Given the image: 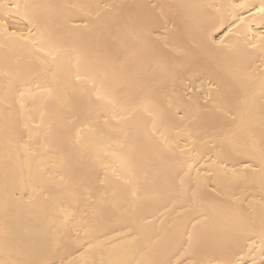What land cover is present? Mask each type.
<instances>
[{
	"label": "snow or ice",
	"instance_id": "snow-or-ice-1",
	"mask_svg": "<svg viewBox=\"0 0 264 264\" xmlns=\"http://www.w3.org/2000/svg\"><path fill=\"white\" fill-rule=\"evenodd\" d=\"M173 7L221 11L212 4L0 0V46L25 49L35 69L27 76L3 74L6 179L22 158L29 164L26 203L51 202L49 228L56 251L62 246L60 227L67 229L78 211L82 218L91 213L87 239L75 229L73 242L88 247L74 264H249L245 256H264V68L252 74L258 78V94L245 86L222 90L211 82L202 100L181 91L177 81L186 50L169 45L180 32L177 19L183 24L185 17ZM227 7L233 26L218 40L214 25L205 33L209 48L217 51L231 48L228 41L239 35L240 25L264 27V0ZM13 10L27 31L8 23L6 12ZM224 19L219 17L221 27H226ZM245 43L253 54L249 62L258 53L264 64V31ZM205 152L214 158L201 171L197 165ZM46 158L55 160L54 171ZM32 161L37 163L34 176ZM257 177L259 200L245 204L236 189L254 187ZM150 206L165 207L172 223L157 225L146 211ZM2 207L6 217L14 211L7 200ZM208 213L215 220L219 258H200ZM4 249L9 256L14 249L7 223ZM0 264L55 261L10 258Z\"/></svg>",
	"mask_w": 264,
	"mask_h": 264
},
{
	"label": "bare ground",
	"instance_id": "bare-ground-1",
	"mask_svg": "<svg viewBox=\"0 0 264 264\" xmlns=\"http://www.w3.org/2000/svg\"><path fill=\"white\" fill-rule=\"evenodd\" d=\"M9 2H15V0H9ZM21 2H24V0H21ZM28 2L38 4L84 2L94 4L98 0H28ZM105 2L124 5H150L155 3L171 6H203L212 4L220 7L221 11L219 13L215 9L205 7L172 8L171 11L178 12L179 15L185 17L183 24H180L177 19L180 32L179 35L170 37L171 44L169 45L170 48L173 45H180L186 50V55L180 60L183 68L181 69V79L177 81V87L181 91H186L193 95L199 94L201 100L207 93L210 82L213 86H219L222 90L238 89L241 86H245L250 91L258 94V78L252 79V74L264 68V64L260 62L258 53L255 54L254 63L249 62L253 54L247 48L245 42L249 37L255 41L259 32L264 31V27H261L259 22H253L251 24L246 22L244 25H240L239 35H234L228 41L231 48L223 51L209 48L210 41L207 40L205 34L210 26L214 25L215 31L212 32V35L214 39L218 40L229 27L233 26L232 23H229L232 17L227 14L230 11L227 6L232 3H240L242 0H105ZM247 2L259 4L260 0H247ZM129 10L141 14L150 11L148 8H131ZM165 11L167 12L168 9H165ZM0 15H4V13H0ZM6 15L8 23L12 27L17 29L23 28L27 31L24 21L18 13L13 10L7 11ZM221 15L225 17L224 24H226V27H221L219 21ZM243 15L247 16L248 13L245 12ZM72 23H80V21L73 20ZM235 23L239 24V20L237 19ZM34 70V66L28 63L25 49L14 45L0 46V95L3 93V85L5 82L3 74L5 71H9L12 75L20 74L27 76ZM184 85H187V88ZM258 105L259 101L257 100ZM38 119L39 117L37 116ZM256 135L259 137V128L256 129ZM24 139H27L26 134ZM5 155V133L2 116H0V261H6L10 258H47L54 260L55 264H74L75 261L80 259L84 249L88 247L87 244H84V247L81 248L79 244L73 242L77 236L75 229H80L79 235L81 239H87L84 235V229L92 227L91 213L87 217L82 218V213L78 211L76 218L67 225V229L64 226L60 227L57 235L62 238V246L56 251L52 247L49 228L51 216L48 213L51 210V202H37L32 206L26 203L28 200L27 193L31 191L30 181L32 180V177L29 175V164L22 158L21 161L10 168L6 179L4 168ZM213 158V152H205L204 157L199 161L197 167L201 171L206 170ZM240 159L247 162L244 157ZM45 162L50 169L55 170V160L46 158ZM236 166L242 167L241 164H237ZM36 169L37 163L36 161H32L31 172L33 176L36 173ZM236 195L243 199L245 204H247L248 200H259L258 177L257 184L254 187L241 186L236 189ZM5 200L14 206V211L8 217L5 216L2 207ZM168 207H171V205H168ZM146 211L151 213L149 218L155 219L157 225L161 220L167 221L165 228H167L168 224L172 223L169 213L163 206H150ZM177 211H180V209H177ZM171 216H175V213H171ZM208 216L209 220L206 224L207 231L202 241L200 258H219L218 254L214 251L217 240L214 231L215 220L211 213H208ZM85 219L89 220V224H84L83 221ZM6 223L10 229V236L14 245L11 256L4 249V230ZM201 227H205V225ZM118 230L120 229L118 228ZM153 230L149 226L147 232L151 233ZM109 235H114V233H109ZM103 239L105 238L101 236L100 240ZM98 242L94 241V243ZM244 250L247 251V248ZM244 259L248 260L249 264L255 259L257 264H259V261L264 260V256L257 255L252 257L248 255Z\"/></svg>",
	"mask_w": 264,
	"mask_h": 264
}]
</instances>
